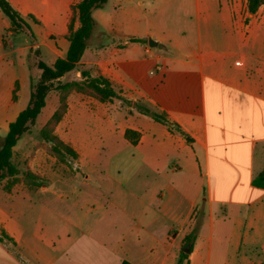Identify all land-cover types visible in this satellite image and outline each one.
<instances>
[{"label": "crops", "instance_id": "obj_1", "mask_svg": "<svg viewBox=\"0 0 264 264\" xmlns=\"http://www.w3.org/2000/svg\"><path fill=\"white\" fill-rule=\"evenodd\" d=\"M8 1L31 27L28 18L39 20L48 30L64 26L77 3ZM120 2H115L119 8ZM148 3L154 9L164 7L161 0ZM98 17L97 28L101 26L102 35L111 37V43L104 41L91 49L92 36L81 65L93 70V76L110 79L129 101H141L142 92L151 94L153 106L144 107L158 111L169 123L155 120L134 103L137 110H128L129 125L122 136L127 129L140 133L137 144L126 138L123 142L134 149L136 180L125 182L130 201L122 207L114 203L111 220L102 219L111 206L106 201L96 207L99 218L86 222L96 205L87 209L85 204L71 203L73 189L64 187L63 196L50 188L44 199L27 191L16 203L0 202V231L6 236L4 241L0 239V264H121L125 260L131 264H177L188 244L187 264H238L242 255L247 258L242 248L248 242L251 248L259 246L264 257V189L252 184L264 171V28L253 27L247 34L241 17L234 18L231 8L219 18L232 27L204 30L206 39L199 21L196 28L188 27L179 34L168 31L166 36H156L150 30L118 33L108 15ZM210 19L207 13L205 22ZM5 25L8 30L9 20L5 19ZM148 36L156 38L151 39L155 46L170 45L172 53L154 51L148 40V44L132 41ZM35 38L37 42L36 33ZM142 52L145 57L140 58ZM87 54L92 61L84 60ZM145 61L152 63L148 69ZM147 73L160 78L151 79ZM109 104L100 103L90 112L106 116ZM83 111L88 110L82 103L70 104L65 120L72 122V116ZM76 145L71 147L81 162L85 152ZM85 177L86 181L80 179L84 185L90 178ZM73 179L76 177L70 182ZM24 201L40 202L49 209L61 203L74 216L67 215L58 232H46L39 220L24 221ZM126 219L128 224L120 228ZM105 221L114 225L111 234ZM104 234L117 240L116 246H106L103 242L109 240ZM190 236L193 240L183 248ZM216 243L226 250L213 259ZM244 262L240 264L260 259Z\"/></svg>", "mask_w": 264, "mask_h": 264}, {"label": "rangeland", "instance_id": "obj_2", "mask_svg": "<svg viewBox=\"0 0 264 264\" xmlns=\"http://www.w3.org/2000/svg\"><path fill=\"white\" fill-rule=\"evenodd\" d=\"M116 1L109 0L102 9L95 11L93 16L101 21L98 17L100 14L108 15L109 21L118 33H144L150 30L156 36H166L168 31L179 34L188 27L196 28L199 21V27L203 34L202 38L206 39L204 30L232 27V25L219 18L221 14L230 13V8L234 18L241 17L242 27L247 34L253 27L264 28V0L261 1L255 13L249 10V0H200L199 6L197 0H161L164 6L161 10L154 9V5L149 7L148 0H120V8L115 3ZM76 2H79V0ZM207 13L211 14L212 19L205 22ZM74 16L72 7L65 25L50 30L41 25L39 20L28 18L36 33V45L40 46L42 58L47 64L52 65L57 57L65 55L69 44V27ZM5 19L8 21V18L0 10L1 134L6 132L9 123L26 107L31 91V81L27 67V55L31 40L23 32L17 34L8 32ZM75 20L77 22V17H75ZM162 28L164 29L161 30ZM151 39L155 40L156 38L148 36L143 38L144 41L142 42L148 44L147 40L150 41ZM111 40V37L106 39L102 35L101 26H98L93 34L91 49L104 41L105 44H109ZM151 48L164 54L172 53L171 46L168 44H160ZM139 57L143 58L145 54L142 52ZM84 60L92 61L91 55L87 54ZM145 62L148 69L152 63ZM82 69L89 70L93 76V70L80 64L77 69L66 74L61 81L68 83L84 81L80 72ZM147 76L156 80L160 78L157 75L150 77L148 73ZM138 93L140 94V92ZM142 94L143 99L141 101L131 99L129 103H124L121 98H114L108 105L110 107L108 115L98 116L95 112L90 111L94 110L96 105H100V103L108 104L109 102H100L95 97L74 87L64 91L55 90L50 92L47 96L46 106L38 116L35 126L30 133L23 136L14 148L12 160L20 173L15 179L10 178L0 181V202L5 204L16 203L27 191L33 192V197L44 199L48 193L46 189L50 188L55 189L58 196H63L64 187L68 190L73 189L71 203L85 204L88 206L87 209L96 205L94 209H91L92 215L86 218V222L94 223L99 218L95 214L96 207L99 202L106 201L111 206L102 219L111 220V213L114 211L113 204L120 203L122 207L131 198L128 192L130 190L129 185L126 186L125 182L132 184L136 180L134 173L137 163L131 156L134 149L132 146L123 143L125 137L122 136V131L129 125L126 118L130 115L129 112H132L130 110H137L135 105L153 106L150 100L152 95L143 92ZM63 103L66 104V111L62 119L56 124L46 127L53 114L59 108H62ZM80 103L89 112L83 111L73 115L72 122L69 119L65 120L70 104L78 105ZM151 110L158 113V111ZM49 137L56 138L62 152H56L53 149V143L47 139ZM73 143L79 145L85 152L81 162L74 147L72 148L77 152V158L66 155L63 151L62 144L71 146ZM85 176L90 177L86 185L82 184L80 180L86 181ZM73 177H76V180L73 179L74 181L70 182ZM65 181H69L71 184L69 182L64 184ZM75 189H78L77 193H75ZM21 210L25 222L39 220L42 228L50 233L62 229L67 215L72 214L74 216L71 209H67L61 203H57L49 209L40 202L24 201ZM73 210L75 212L76 209L73 208ZM128 219L120 228L128 224ZM104 223V227L108 232L113 230V224L107 221ZM104 235L109 240L103 242L106 246L111 248L116 246L117 240L113 241L111 235ZM262 237L264 239V234ZM0 239L2 241L6 239L5 234L1 231ZM186 244L187 242L182 247L184 248ZM215 247L213 259L222 256L223 251L226 250L221 243H216ZM242 252H245L247 258L242 255L245 260H237L238 264L246 263L244 261L264 260L263 252L259 246L251 248L250 242L247 246H243ZM185 263L187 264V261Z\"/></svg>", "mask_w": 264, "mask_h": 264}, {"label": "trees", "instance_id": "obj_3", "mask_svg": "<svg viewBox=\"0 0 264 264\" xmlns=\"http://www.w3.org/2000/svg\"><path fill=\"white\" fill-rule=\"evenodd\" d=\"M262 0H249V10L255 13L259 8ZM108 0H79L73 6L75 16L70 23L69 46L63 57L55 59L52 65L47 64L42 58L40 47H36L35 33L29 22L11 5L8 0H0V10L5 14L10 22L8 29L12 34L19 32L25 33L31 40V46L27 55V67L29 71V79L31 81L30 99L24 109H22L15 119L8 125V129L4 134L0 133V181L14 178L20 173V170L13 162V151L18 142L25 134L31 132L36 121L47 103V96L55 90H67L71 87L79 91L88 93L100 102H111L114 98H121L124 103L129 100L120 95L114 88L112 82L102 75L92 76L87 69L80 70L84 81L62 82L61 79L69 72L78 68L81 64L85 51L91 45V38L97 28V21L93 16V12L103 8ZM77 17V22L75 20ZM77 26L75 27V24ZM132 41H143V39L135 38ZM138 108L145 114L152 116L155 120L162 123H169L167 118L157 112H153L144 106L138 105ZM66 111V104H62L51 117L46 127L59 122ZM178 131H182L178 126L174 125ZM45 127V128H46ZM124 136L132 144H137L140 139V133L133 129H127ZM53 143V149L56 152H62L59 143L55 137L47 138ZM61 145V144H60ZM63 151L66 155L77 158V152L69 145L62 144ZM252 184L258 188L264 189V171L257 174ZM193 240L190 236L187 243ZM188 254L181 251L177 264H184L187 261ZM121 264H131L123 261ZM264 264V260L252 263Z\"/></svg>", "mask_w": 264, "mask_h": 264}, {"label": "water", "instance_id": "obj_4", "mask_svg": "<svg viewBox=\"0 0 264 264\" xmlns=\"http://www.w3.org/2000/svg\"><path fill=\"white\" fill-rule=\"evenodd\" d=\"M149 44H150L151 46H155V45H156V43H155V42H152L151 40L149 41ZM184 251H185V252H190V245H189V244L186 245Z\"/></svg>", "mask_w": 264, "mask_h": 264}]
</instances>
